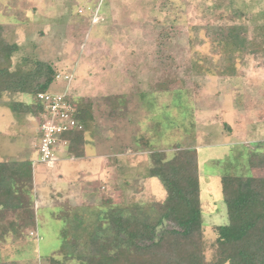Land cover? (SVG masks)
Segmentation results:
<instances>
[{"label": "rangeland", "instance_id": "374dc122", "mask_svg": "<svg viewBox=\"0 0 264 264\" xmlns=\"http://www.w3.org/2000/svg\"><path fill=\"white\" fill-rule=\"evenodd\" d=\"M0 26L18 47L11 69L51 65L48 92H66L89 116L83 159L59 148L56 162L39 164L37 119L6 107L29 96L0 94V161L24 159L46 183L40 194L32 181L26 209L0 213V262L80 264L62 251L81 249L109 204L162 199L152 156L188 148L213 260L214 226L227 224L220 178H264L248 165L264 145V0H0ZM231 27L246 50L220 45Z\"/></svg>", "mask_w": 264, "mask_h": 264}, {"label": "trees", "instance_id": "16d2710c", "mask_svg": "<svg viewBox=\"0 0 264 264\" xmlns=\"http://www.w3.org/2000/svg\"><path fill=\"white\" fill-rule=\"evenodd\" d=\"M239 37L238 28L231 27L220 39V45L231 51L246 50V42L240 44ZM252 43L250 47L258 44ZM261 45L260 51L264 53V39ZM17 48L6 42L0 26V94L29 96L27 104L11 102L6 107L13 114L24 110L34 116L38 129L43 107L36 95L50 89L57 73L49 64L27 60L12 70L11 57ZM232 73L233 69L229 75ZM67 100L82 129L65 132L58 140L59 144L66 143L68 155L79 158L85 144L83 125L89 120L88 109L68 96ZM255 147V151L250 152L252 158L248 165L264 169V145L255 144ZM154 155L148 177L159 180L163 198L148 203L109 204L80 242L81 249L62 251L63 261L75 259L80 264H264V178L236 175L220 178L227 224L214 226L217 254L207 262L203 252L195 152L191 148L178 150L169 160ZM31 186L30 162L1 160L0 213L26 209ZM167 223L172 226L164 227Z\"/></svg>", "mask_w": 264, "mask_h": 264}, {"label": "built area", "instance_id": "2783aa9c", "mask_svg": "<svg viewBox=\"0 0 264 264\" xmlns=\"http://www.w3.org/2000/svg\"><path fill=\"white\" fill-rule=\"evenodd\" d=\"M64 79L68 81L70 77L65 75ZM36 99L43 107L40 126L37 129L38 162L51 165L56 161L55 153L60 142L58 137L65 132L78 131L81 126L73 117V108L68 103L66 92L38 93ZM62 144L66 143L62 142Z\"/></svg>", "mask_w": 264, "mask_h": 264}, {"label": "crops", "instance_id": "0c3cea01", "mask_svg": "<svg viewBox=\"0 0 264 264\" xmlns=\"http://www.w3.org/2000/svg\"><path fill=\"white\" fill-rule=\"evenodd\" d=\"M36 132L35 133H37V128H36V130H35ZM36 135V134H35ZM84 141L86 142V138H85V134H84ZM86 144V143H85ZM85 144H84V146H83V149H82V156H80L79 158H75V157H73L72 159L73 160H81V159H83L84 158V155H85V151H84V147H85ZM59 148H61L62 150H64V153L65 154H67V148H66V144L65 145H63L62 143H60L59 145H58V147H57V149H56V153H55V158H56V161L58 160L57 159V157H56V155H57V153L58 152H60V150H59ZM107 155V156H106ZM110 154H97L96 156L97 157H99V159L100 158H103V160L105 159V158H107L108 156H109ZM115 156L117 155V154H114ZM17 159V158H16ZM17 160H20V159H17ZM22 160V159H21ZM24 160V159H23ZM55 161V162H56ZM40 164V163H39ZM34 165V163H32V166ZM49 166H51V165H49ZM34 167H32V181L34 182V184H35V187H36V190H37V193H38V191H39V189H41L42 190V188L41 187H45V184L46 183H44V181H43V174H39V177H37L36 178V176H35V168L33 169ZM34 176H35V178H34ZM40 184V185H39ZM37 187H39V188H37ZM39 193H40V191H39ZM41 194V193H40Z\"/></svg>", "mask_w": 264, "mask_h": 264}]
</instances>
